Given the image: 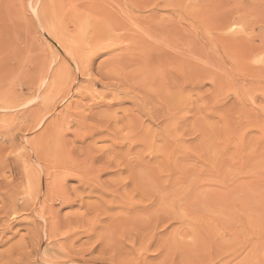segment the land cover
<instances>
[{"label":"rangeland","instance_id":"obj_1","mask_svg":"<svg viewBox=\"0 0 264 264\" xmlns=\"http://www.w3.org/2000/svg\"><path fill=\"white\" fill-rule=\"evenodd\" d=\"M0 264H264V0H0Z\"/></svg>","mask_w":264,"mask_h":264}]
</instances>
